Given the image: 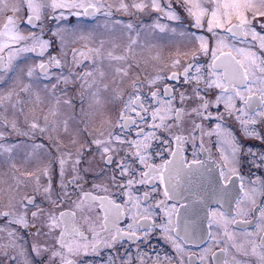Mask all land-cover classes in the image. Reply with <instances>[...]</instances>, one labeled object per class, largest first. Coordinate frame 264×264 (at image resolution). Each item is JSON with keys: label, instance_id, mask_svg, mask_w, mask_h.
Returning <instances> with one entry per match:
<instances>
[{"label": "snow or ice", "instance_id": "1", "mask_svg": "<svg viewBox=\"0 0 264 264\" xmlns=\"http://www.w3.org/2000/svg\"><path fill=\"white\" fill-rule=\"evenodd\" d=\"M186 8L188 15L194 18V27L203 28L205 22L207 32L211 33L210 38L196 36L191 39L199 42L198 52H192L191 62L184 68L182 74L172 73L170 76L155 78L147 81L149 93L142 90L144 82L132 80V91L128 94L123 108L119 113V120L116 128L120 131H113L111 121L104 120L103 123L109 127L100 130L98 136L85 143H81L79 137L82 135L92 136L89 125L94 122L98 114H103L108 105L116 100L123 99V88L132 68L139 67V64L129 63L127 55H116L114 51H107L105 56V41H100L98 48H89L87 52L73 49V60L77 55L83 60H92L96 66L92 70L85 71L74 77V80L81 81V89L88 91L91 96V103L88 109L81 108L84 128L77 129L73 133L70 143L73 146L79 145L75 154V160L70 166L71 178L65 180L68 172L66 165L72 158L71 152H61L59 156L47 160L42 169H38L41 175L47 177L46 185L40 184V177L34 172H24L21 175L35 177L34 192L36 195L26 196L17 202L15 194L23 181L19 180L13 173L16 185H8L7 188L0 187V198L7 195V211H0V219L6 221L0 226V255L4 256L8 264H84V259L90 255L98 256L102 249L113 248L123 240L140 241L150 238V234L159 229L162 238L170 242L179 257L178 264H184L182 259L185 251L183 242H189L188 233L184 236L176 233L173 224V215L178 211L173 205L167 206V201L174 199L182 186V183L190 178L194 171L198 172L204 167V162L193 159L186 162L184 156V145L191 143L193 154L197 147L196 141L199 138V150L201 153H208L211 158V147L205 146V137L211 144V137L216 136V147L219 153V179L223 183H209V189L217 202L227 201L230 191L227 185L232 177H239L240 193L236 197V217L228 213L214 210L209 215V237L214 244L224 243L220 249V256L217 264H264V205H258L257 200L264 197V179L256 177L245 183L244 177L240 176L242 157H251V163L255 167L264 166V153L259 155L261 164H256L257 153L252 147L244 145L241 140L223 127L226 117L234 114L243 129L244 139H256L264 144V134L251 128L258 122L264 121V0H177ZM105 5L103 0H0V17L4 18L0 28V53L9 49L7 57L0 55V82H4L9 73L15 76L14 83L18 87L10 89L6 94L0 95V123L10 124L17 129V121L9 120L7 117L8 105L24 114L25 104L32 105V112L35 113L45 103L39 92H32V85L23 83L22 77L31 78L38 68L45 76H48L49 67H60L61 61L56 57H50L49 62L30 66L25 71L15 61L21 53L36 52L42 56L50 47V41L42 40L35 33L27 36L21 33L18 17L23 13L26 17L25 23L36 26V21H41L43 11L51 9L53 12L59 9H83L84 15H93L99 12ZM134 8L143 12L151 8L156 12H163L169 20L178 21L179 15L173 8L171 0L166 6H162L161 0H139L131 5L121 0L118 10L127 11ZM89 9L92 11L89 12ZM80 13L77 12L76 15ZM106 15H111L107 12ZM52 19H57L52 16ZM64 18L61 12L59 17ZM132 24L127 28L131 29ZM160 31H164L163 25L157 24ZM259 28V30H258ZM172 31H175L173 29ZM58 35L63 43V36L60 31ZM181 35H184L181 33ZM83 39V37H81ZM31 41L24 47H17L11 50L14 45L21 42ZM131 40L126 52H131V45L136 44ZM237 45H247L238 47ZM119 45L113 44V48ZM187 52L182 55H187ZM210 57L207 64V76L201 72L203 65H195V76L189 75L195 61L200 57ZM105 59L108 64L105 66ZM113 62H124L115 64ZM181 61L175 59L173 66L179 65ZM111 75V83L108 81ZM183 76V83L186 86L179 95L176 94L174 86L164 85L163 96L166 100L159 99L161 93L152 91L158 80H178ZM119 77V79H117ZM69 83L68 77H58L57 83L51 85L53 94L58 84ZM204 87H201V85ZM218 90V91H217ZM63 91V89L61 90ZM20 93H28L27 101L19 99ZM34 95V99H32ZM15 97V101L13 98ZM83 98V91L81 92ZM243 107H237V102ZM64 104L71 106V100H64ZM61 100L55 97L54 103L49 102L48 112L43 115V126L40 124L41 117L32 115L28 121L29 128L40 133H57L54 143L57 152H60V141L58 134L61 130L69 132L68 119L60 120ZM223 105V112L214 116L211 109ZM149 111L151 112V123H149ZM246 117V118H245ZM26 121L28 117L25 116ZM217 121L215 126L205 130V122ZM147 125L152 131L145 132L140 125ZM132 128L136 129L137 139H129L123 133ZM159 132V135H157ZM197 133L199 137H197ZM24 135H30L25 132ZM3 133H0L2 137ZM52 140L53 137L49 136ZM153 142L163 146L160 151H153ZM175 147H172V144ZM43 145H33L32 156L37 155L36 149H42ZM95 153L90 159H85V153ZM5 151L11 152L8 148ZM123 152V156L120 153ZM165 153L171 159L163 158ZM50 155V154H47ZM119 157V159L117 158ZM155 157L161 158L159 164L150 163ZM28 160H25V164ZM58 163L59 186L53 184V164ZM84 163L86 167L81 168ZM13 170H17L15 162L10 164ZM91 173L95 177H103L109 184H92V190L110 193L108 195H93L92 190H85L88 181L85 175ZM136 177H139L138 179ZM163 185L162 196L164 199L156 200L152 204V193L157 192L156 182ZM83 182V183H82ZM6 181L0 179V185ZM110 185V186H109ZM152 186L150 191L142 195L136 191V186ZM115 191H112V190ZM75 195V199H72ZM37 196L40 200L37 201ZM118 200H122L119 203ZM19 203V208L17 207ZM70 204L68 210H61L63 206ZM47 205V206H45ZM34 209V210H33ZM156 209L163 210L167 222L157 224L154 217ZM259 211V217L253 213ZM251 217V219L249 218ZM130 220L126 227H121V222ZM256 220L255 230L242 233V239H237V233L230 230V226L243 223L251 224ZM213 225L223 230L220 240L216 239L211 229ZM21 229H34L31 233V242L19 243L24 240L20 235ZM176 233V234H174ZM6 237V240H5ZM43 237V241L40 239ZM48 241H51L49 243ZM8 249L16 250L15 255H9ZM234 250V251H233ZM211 255L217 257L211 248L204 249L198 256L201 264H206V257ZM248 259L240 260L237 256ZM45 256L47 259H45ZM230 257V259H229ZM170 259V258H168ZM192 257H189L191 264ZM109 264H115L111 260Z\"/></svg>", "mask_w": 264, "mask_h": 264}, {"label": "flooded vegetation", "instance_id": "2", "mask_svg": "<svg viewBox=\"0 0 264 264\" xmlns=\"http://www.w3.org/2000/svg\"><path fill=\"white\" fill-rule=\"evenodd\" d=\"M105 5H111V8L104 7L101 8L99 12H95L93 15H84L83 9H73L72 12L68 13L67 18L64 20L69 28L74 27V24L77 23L81 27H95V32L97 39H88V36L83 37V39L78 38L75 44L67 45V50L65 51L64 57L59 54L58 43H54L52 46L53 51L49 52V54H43L42 56H48L43 60L44 63L49 62L50 57H56L61 61L60 67H49L48 76H45L38 68L36 69V73L34 79L31 83L32 86L35 85L36 92L42 94V91L45 89H51L52 84L57 83V78L64 76L69 78V83L67 85L60 83L57 86L56 91H59V95L62 94L63 98L67 94V100L72 101V105L70 111L74 113V118L79 124L78 128L83 129L84 123L83 120L86 119L81 115V108L85 109L89 93L85 89H81L80 84L81 81L74 80V77L80 75L81 73L92 70L96 65L93 64L92 60H83L79 55L76 57V61L73 60V49H76L77 52L84 51L87 52L89 48H98L100 46V41H105L104 49L102 50L106 56L107 51H114L116 55H127L129 57V63L133 65L139 64V67H133L129 76L125 78V83L122 86L123 88V99L116 100L112 104L108 105V107L103 110V114L99 120L93 122L89 125V131L92 132V136L82 135L79 137L81 143H85L86 141L91 140L92 138L98 136L100 130H104L109 126L104 124V120L111 121V128L113 131H120L116 128V123L119 120V113L123 108L125 100L128 98V94L132 91L131 82L132 80H138L139 82H144L145 87L143 88V92L145 94L149 93V87L147 86V81L155 78L156 76L167 77L172 73H180L182 74L184 68L187 66L189 62H191V54L192 52H198L199 42L191 39L193 34L196 36H204L206 39L211 37V33L207 32V25L205 22V26L203 28L194 27V18L188 15L186 8L182 5V3H178L177 0H171L173 4V8L176 13L179 15L180 19L178 21L169 20L167 16L163 12L153 11L151 8H146L143 12L138 11L134 8L129 7L127 11L118 10V6L121 0H103ZM124 3L131 5L134 2H139V0H123ZM162 6H166L168 0H161ZM92 10H89L91 12ZM79 12V15L76 13ZM107 12H110L111 15H106ZM52 17V16H51ZM50 17L49 25L52 23V18ZM132 24L133 27L131 29L127 28L128 24ZM38 21L36 22V25ZM163 25L165 30L162 32L156 25ZM28 25V24H27ZM30 26V25H29ZM175 29V31H172ZM259 30V28H258ZM183 33L184 35H181ZM136 40V44L131 45L132 51L126 52L131 40ZM113 44L119 45L117 48H113ZM238 47H243L247 45H237ZM187 52V55H182V53ZM34 57L41 58L42 56L39 53V49L34 53ZM175 59H179L181 63L179 65L173 66V61ZM115 64H123L124 62H113ZM210 63V57L200 56L194 63L192 69L189 70L190 76H195V65H203L201 70L204 76H207V64ZM105 66L108 64V61L105 59ZM111 75L108 78V81L111 83ZM119 79V77H117ZM168 84L169 86H174L176 89L177 96L181 91L185 90V85L183 83V76H180L178 80H158L156 85L152 87V91H159L161 93L159 99L166 100L168 97L163 96V88L164 85ZM201 87H204L202 84ZM63 89V91H61ZM83 91V98H81V92ZM218 91V90H217ZM48 94L53 96L51 91H46ZM29 99L28 93H23L21 100L27 101ZM53 99V97H52ZM30 104L23 105L24 114H21L18 105L15 110L21 116H27V112L31 113L29 119L25 121V118L18 120V123L21 126H17V129L14 130L10 124L0 123V133H3L2 137H0V145L4 144L7 146H13L16 148V144L18 141H21L23 138L19 134L24 130L26 126L25 132L30 133V135H26L27 138H24L29 143H33L34 145H43L47 154L51 155V158L57 157L61 152H71L72 158L70 159L66 167L69 169L65 180L71 178L70 166L72 162L75 160V154L79 145L73 146L70 143V139L65 140L60 135V152H57V146L54 143L56 139L55 136L51 135V133H40L37 131H32L29 128L28 121L31 120L32 115L41 117L40 124L43 126V115L44 108L40 106L36 108L35 113L32 112V107L29 108ZM237 107H243L241 102H237ZM40 108L41 111L39 110ZM12 110L13 108L8 105L7 117L12 118ZM213 115L216 116L220 112H223V105H220L218 110L216 108L211 109ZM234 114L232 117H226L223 122V127L227 130H231V132L236 136L237 139L241 140V142L253 148L257 153L256 164H261L259 159V155L264 153V144H262L259 140L256 139H244L243 138V129L236 120ZM151 112L149 111V123H151ZM246 118V117H245ZM69 121V120H68ZM217 121L212 120L210 122H205V130H209L215 126ZM70 124V121H69ZM71 125V124H70ZM145 129V132L152 131L147 125H140ZM251 128H255V130L264 134V121L258 122L256 125H251ZM123 135H126L129 139H137L136 129L132 128L130 130H126ZM159 135V132H157ZM52 136L53 139L47 140V137ZM197 137L199 134L197 133ZM217 137H211L212 143H208V138L205 137V146L211 147V158H209L208 153H201L199 150V138L196 141L197 147L195 149L196 154H193V147L191 143L184 145V156L186 158V162H191L193 159L200 160L204 162V167L200 169V171H194L190 178L186 179L179 190V194L171 200L167 201V206L171 208L173 205L178 210L172 217L173 224L180 236H184L185 232L188 233L189 242H183V247L185 249L182 259L184 264H190L189 257L191 256V264H201L198 256L203 253L204 249L211 248L212 252L217 254V257H212L208 255L206 257V264H217V258L220 256V249L225 246L224 243L214 244L213 240L209 237V215L214 210H219L228 213L232 217H236L235 206H236V197L237 194L240 193L239 188V177L233 176L231 182L227 185L230 196L227 201L217 202V198H214L210 189L209 183L213 182L214 178V186H216L215 182L223 183L219 179V169L217 167V163L219 162V153L217 152L216 147ZM172 147H175V144H172ZM163 146L159 145L157 142H153V151L162 150ZM18 149V148H17ZM35 151L40 153V149H36ZM33 153V151H32ZM95 153V148H93L92 152L85 153V159H90L91 156ZM42 154V153H40ZM123 152L120 153L123 156ZM18 155V151L14 152H5L0 154V159L11 160L14 159ZM119 159V157H117ZM165 159H171V156L168 153H165ZM162 160L159 157H155L150 161V163L159 164ZM44 166L27 168L32 172L37 170V168L42 169ZM53 174L52 180L54 186L58 187L60 182V177L58 175V163L53 164ZM81 168L86 167L84 163L80 165ZM18 169V168H17ZM22 170V168L20 169ZM19 171V169H18ZM17 172V170H15ZM21 172V171H20ZM24 173V172H21ZM22 184H20L15 197L16 201H21L26 196L36 195L34 192L35 188V177H28L21 175ZM240 176L244 177L245 183L248 187L251 185L248 183L251 180H254L256 177H260L264 179V166L255 167L251 163V157H242L241 167L239 168ZM36 176L40 177V184L46 185L47 177L41 175V173H35ZM13 177V175H11ZM137 179L139 177H136ZM85 179L88 181L85 186V190H92V184H109L103 177H95L91 173L85 175ZM14 181V180H13ZM15 182H17L15 180ZM83 183V182H82ZM15 187V184H10ZM110 186V185H109ZM7 188L8 185L0 186ZM152 186H136V191L138 194L142 195L145 191H150ZM155 187L157 188V192L152 193V200L150 201L152 204H155L156 200L164 199L162 196L163 185H160L159 182H156ZM93 195L103 196L108 195L110 193H105L103 191L92 190ZM112 191H115L114 189ZM75 195H73L72 199H75ZM40 200V197L37 196V201ZM119 203H122V200H118ZM8 198L7 195L0 198V211H7ZM258 205H264V197H260L257 200ZM47 206V205H45ZM17 207L19 208V203H17ZM71 205L66 204L61 208V210L70 209ZM34 210V209H33ZM156 216L154 217L157 224L162 221L167 222V217L165 216L163 210L156 209ZM253 216L258 218L259 211L253 213ZM251 219V217H249ZM237 220H241V217H236ZM6 221L0 219V226H2ZM130 220L125 219L121 222V227H126L127 223H130ZM256 220L253 219L251 224H243L238 223L230 226V230L235 231L237 233V239L241 240L242 233L244 232H252L255 230ZM34 232V229H21L20 235L24 237V240L19 243L31 242L33 240V236L31 233ZM211 232L216 236L217 240L223 235V230L216 225H213ZM174 233V234H176ZM43 241V237L40 238ZM6 240V237H5ZM51 243V241H48ZM4 251V249H0V252ZM9 255H15L16 250L8 249ZM234 251V250H233ZM170 258V259H168ZM181 257L178 256L176 250L172 246V244L165 239L162 238V233L159 229L154 230L150 234V238L140 241H130L123 240L120 243L116 244L115 247L109 249L104 248L101 250L98 256L90 255L84 259V264H109L111 260H115V264H178L179 259ZM45 259L47 257L45 256ZM230 259V257H229ZM237 259L246 260L248 258L243 256H237ZM0 264H8L7 259L0 255ZM254 264V258H253Z\"/></svg>", "mask_w": 264, "mask_h": 264}, {"label": "rangeland", "instance_id": "3", "mask_svg": "<svg viewBox=\"0 0 264 264\" xmlns=\"http://www.w3.org/2000/svg\"><path fill=\"white\" fill-rule=\"evenodd\" d=\"M72 10L73 9H59V10H56V12H53L50 8L45 9L43 11L42 20L38 21V24L36 26L27 25V23H25L26 17L23 13L18 17L17 22L19 24L21 33L24 34L25 36H27L29 33H35L36 35L40 36L42 40L50 41V47L44 52L45 54H49V52H52L53 51V49H52L53 44L58 43L57 47L59 48V51H60L59 54L62 57H64L65 51L67 50L66 46L75 44V42L78 40V38L88 36V39H94V41L97 39L95 27L90 26V27L84 28V27L79 26L77 23H75L74 27L69 28V26L66 25L64 20L67 18V16H68L67 14L72 12ZM61 12L64 13L63 19L58 18ZM51 16H56L57 19H52L53 21L49 25L48 22H49ZM3 23H4V18L0 17V28H2ZM57 31L61 32V35L63 36V43L61 42L60 36L54 35ZM25 44L30 45L31 41L29 40V41L21 42L20 44L14 45L11 50L14 51L15 48H17V47H24ZM8 53H9V49H5V51L3 53H0V55L7 57ZM46 57H48V56H42L41 58L34 57L33 52H25V53H21L18 56L15 63L20 68H22L26 71L28 67L38 65L39 63L43 62V60L46 59ZM34 76H35V74H34ZM34 76L31 78L22 77L23 83H25V84L31 83L34 79ZM14 80H15L14 74L9 73L5 77L4 82H0V95L6 94L10 89H13V88H16V90L18 91V87L14 83ZM36 88L37 87L35 85L32 86V92L33 93L36 92ZM22 94L23 93H20L19 99H21ZM40 95L42 98L45 99V103L43 105H41L42 108H44V114H46L48 112L49 102L54 103L55 97L60 98V100H61V105H60L61 115H60L59 119L60 120L68 119L70 121L71 125L69 124V132L68 133H64L62 130V126H61V130H60L58 135H60L65 140H68V139L71 140L73 138V133L75 132V130L78 129L79 124L77 123L76 119L74 118V113L72 111H70L71 106L63 103L64 100H67V94L63 98L62 94L59 95V91L57 92L55 90V93L52 96V95L48 94V92H46L44 89L42 91V94H40ZM52 97H53V99H52ZM32 99H34V95H33ZM13 100L15 101V97L13 98ZM89 103H91V96L90 95L88 97V100H87V103L85 106V110L88 109ZM31 107H32V105L30 104L29 108H31ZM42 108H40L39 110L41 111ZM16 109L12 110V116H13V119H15L17 121V126H21V124L18 123V120L20 121L21 119H23L25 117L21 116V118H18V117H20V115H17L18 113L15 111ZM29 116H31V113L27 112L28 119H29ZM101 116H102V114H98L95 117L94 122L99 120ZM8 119L12 120V118H9V117H8ZM25 121H26V119H25ZM27 124H28V122H27ZM25 130H26V126L24 127V130L21 133H24ZM19 135L23 139L21 141L17 142L16 148L13 146H7L4 144L0 145V154L8 152V151H5V149H8V148H11L12 152L18 151V155L16 157H14V159H11V160L0 159V179H3L6 181L5 184H2L0 186H5V185H10V184L16 183L15 179H13V177L11 176L15 172V170H13L10 167V164L12 162H15V164L17 165V168L19 169V171L15 172V176L18 177L19 179H21V176H20L21 172H29L30 171L27 168L44 166L45 163L47 162V160L51 159V155H47L44 147L42 149H40V153H42V154H40L39 152L36 151L37 155L35 157H33L32 151H33V145L34 144L32 142L29 143L28 141H26L24 139V138H27L26 135H24V134H19ZM51 135L57 137V133H51ZM48 139H49V137H47V140ZM35 145H37V144H35ZM26 159L28 160L27 164H25ZM69 162H71V160H68V163ZM21 168H22V170H20ZM38 169L39 168H37V170H34L32 172L37 174L40 172V171H38Z\"/></svg>", "mask_w": 264, "mask_h": 264}, {"label": "water", "instance_id": "4", "mask_svg": "<svg viewBox=\"0 0 264 264\" xmlns=\"http://www.w3.org/2000/svg\"><path fill=\"white\" fill-rule=\"evenodd\" d=\"M89 10H91V9H89ZM37 22V21H36ZM36 22H35V24H36ZM35 53V52H34Z\"/></svg>", "mask_w": 264, "mask_h": 264}]
</instances>
